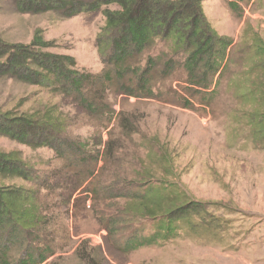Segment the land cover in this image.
<instances>
[{
	"label": "trees",
	"instance_id": "obj_1",
	"mask_svg": "<svg viewBox=\"0 0 264 264\" xmlns=\"http://www.w3.org/2000/svg\"><path fill=\"white\" fill-rule=\"evenodd\" d=\"M250 1L234 0L229 8L238 13V3ZM14 5L16 11L28 15L53 12L63 19L81 14L104 17V26L95 41L103 65L99 74L79 70L71 56L49 52L53 44L45 41L39 30L27 45L0 40V76L40 87L51 100L56 98V102L33 113L1 112L0 136L31 149L52 150L63 162L62 169L67 171L64 175L75 179L73 189L94 179L93 189L79 199L84 203L92 200V210L104 201L100 199V191L112 194L126 179L118 176L101 182L99 174L104 171L100 168V173L97 169L100 161L113 160L114 143L119 139L139 134L133 124L120 123L118 138L111 140L115 131L110 126L123 115L113 111L111 98L155 100L161 97L164 88L184 108L191 107L192 100L197 99L208 105L218 95L234 57L239 65L247 66L244 61L250 64L249 72L241 76L235 73L240 83L244 79L249 84L255 79L259 81L253 87L242 86L237 91L241 92L240 98L255 105L251 124L264 136V42L254 33L245 32L251 43L234 50L232 40L219 36L206 20L202 0H14ZM110 6L115 8L109 9ZM178 74L185 86L179 92L165 89L167 82ZM64 108L74 112L71 119L64 114ZM89 122L94 129L90 141L81 142L79 136L71 135L72 129ZM105 131L108 139L103 142ZM157 158L164 170H171L166 151ZM32 170L19 152H0V264H46L60 251L50 230L49 209L40 196L41 191L49 193L53 187L47 178L42 181L35 178ZM17 179L33 187L26 190L13 186ZM134 181L130 190L114 196L121 201L115 216L97 215L101 229L107 233L105 243L130 230L121 246H117L124 252L173 238L176 223L200 211L197 205L184 202L179 192H169L171 187L164 183L144 184L147 187L137 192ZM144 221L152 222L150 236L135 229ZM82 244L74 251L77 259L86 264L105 260L101 247L92 248L86 241Z\"/></svg>",
	"mask_w": 264,
	"mask_h": 264
},
{
	"label": "rangeland",
	"instance_id": "obj_2",
	"mask_svg": "<svg viewBox=\"0 0 264 264\" xmlns=\"http://www.w3.org/2000/svg\"><path fill=\"white\" fill-rule=\"evenodd\" d=\"M233 1L202 0L204 16L212 29L232 40L234 50L251 43L245 32L254 33L264 42V0L238 3V13L229 8ZM103 26L104 17L100 14H81L71 19L53 12L28 15L16 11L14 0H0V40L27 45L39 30L42 38L53 44L49 52L73 57L79 70L93 75L103 70L95 47ZM237 60L233 57L218 95L208 105L197 99L192 100L191 107L184 108L164 88L155 100L110 99L113 111L123 112L122 119L110 126L115 131L111 140L118 138L120 123L133 124L139 134L119 139L114 143L113 160L100 161L97 169L104 171L99 174L101 182L118 176L126 179L112 194L100 191L104 201L96 210H92V200H79L93 189L94 179L73 189L75 179L64 175L67 171L62 169L63 162L52 150L31 149L0 136V152H19L33 169V176L39 181L47 178L53 187L49 193L41 191L40 196L49 209L50 230L60 251L46 264H86L74 256L75 249L85 241L92 248L104 250L105 260L97 259V264H264V136L251 124L255 105L240 98L241 92L237 91L259 81L249 84L244 79L240 83L235 73L249 72L250 64L244 61L247 66L239 65ZM174 76L165 89L179 92L185 86L182 75ZM52 102L56 98L51 100L44 89L0 76V113H33ZM63 112L69 119L74 115L69 108ZM91 126V122L77 126L71 135L79 136L81 142L90 141L94 132ZM102 138L103 142L108 139L107 131ZM165 151L170 156V171L157 161V156ZM146 176L149 178L144 181ZM131 181L138 186L134 189L137 192L147 187L144 184L164 183L171 187L169 192H179L184 202L197 205L200 211L176 223L173 238L124 252L117 246H121L130 230L105 243L107 233L101 229L97 215L115 216L121 201L114 196L130 190ZM12 185L26 190L33 187L19 179ZM151 225L152 222L144 221L135 229L150 236Z\"/></svg>",
	"mask_w": 264,
	"mask_h": 264
}]
</instances>
